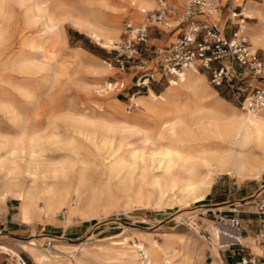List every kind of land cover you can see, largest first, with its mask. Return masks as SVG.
<instances>
[{
  "label": "rangeland",
  "instance_id": "obj_1",
  "mask_svg": "<svg viewBox=\"0 0 264 264\" xmlns=\"http://www.w3.org/2000/svg\"><path fill=\"white\" fill-rule=\"evenodd\" d=\"M167 1L173 11L169 20L175 25L187 0ZM248 1L231 0L228 7L241 13L233 21L244 18L249 40L254 48L264 52V46L257 47L252 40L260 28L259 17L245 18L242 14ZM252 1L264 11V0ZM154 2L148 11L159 8L158 1ZM45 3L0 0V217L8 210L18 215L22 209L24 222L36 223L45 218L35 206L9 193L11 183L27 188L36 178L34 184L42 188L54 186L66 197L63 209L49 215L51 218L60 220L64 226H87L74 240L65 236L58 238L61 243L49 241L48 250L43 249L44 240H38L37 248L45 253H53L56 244L65 252L77 246H118L123 241L133 245L138 238L131 236L132 230L179 233L181 236L173 237L175 245L181 251H190L195 259L206 249L215 250L218 245L213 229L220 220L207 209L228 206V202L215 203L231 200L244 185L264 183V174L241 178L234 171L231 174L214 171L212 188L200 202H194L191 195L165 191L164 179L161 186L153 183L154 176L163 173L157 161H151L153 142L166 144L173 157L178 153L200 155L208 143L201 138L197 125L191 124L192 119L188 121L192 134L186 135V128L178 127L180 140L171 138L168 131L172 116L154 117L149 123L141 121L145 112L143 100L148 99L150 92L165 94L179 81L164 73L158 54L160 48L177 39L169 42L178 30L170 31L152 23L146 12L138 13L133 0H45ZM126 22L149 24L150 40L148 45L139 46L140 53L128 63V68L121 70L113 46L125 37ZM97 32L115 38L114 43L101 42L95 37ZM195 73L205 82L210 99L220 101L237 114L245 113L227 89L214 87L203 71ZM150 74L155 79L151 78L147 84L145 80ZM133 102L140 107L130 109ZM160 136L164 139L160 140ZM135 150L140 152L134 172L117 164ZM70 202L85 213L84 217L76 212L68 219ZM158 236L163 242L164 237ZM174 255L169 259L180 257L173 263L178 264L182 256L179 252ZM135 256L136 264H142L139 255ZM59 260L60 264H70L66 254Z\"/></svg>",
  "mask_w": 264,
  "mask_h": 264
},
{
  "label": "bare ground",
  "instance_id": "obj_2",
  "mask_svg": "<svg viewBox=\"0 0 264 264\" xmlns=\"http://www.w3.org/2000/svg\"><path fill=\"white\" fill-rule=\"evenodd\" d=\"M133 1V5L136 6L138 13L146 12L148 9H152L155 5L154 0ZM47 3L50 5L49 2ZM242 14L245 18H253V16L259 17L260 28L252 35V40L255 46H264V11L258 9L257 6H248ZM246 27L247 24L245 25V28ZM97 33L99 34L95 37L101 42L108 45H112L114 43L115 38L113 39L111 36L104 37L100 35V32ZM103 38L105 41H102ZM194 71L197 72L196 70H188L182 75L177 83L167 89L165 94L163 93L162 95H158L151 91L148 99L143 100V104L145 105V112L143 116L145 119L143 117V120L141 119V121L149 123L154 117L172 116V118L168 120L167 125L171 138L180 140L178 132V127L180 126L186 128V135L192 134L190 127L191 124H194L197 125L201 138L208 140V143L205 145L206 148L201 151L200 155L194 153H178L175 157L172 156L173 151L169 149L166 144L161 143L159 140V143H152L153 157L151 161H157V167L163 170L162 174L158 172L160 175L154 176L153 183L160 185L161 181L164 179L163 183L166 187L165 191H172L173 193L178 192L182 196L191 195L193 196L194 202H200L204 200L206 193H209L212 188L214 171L226 174H231L234 171L241 178L249 176H254L255 178L264 174V115L246 112L244 114H237L230 107L220 101L210 99L205 82H203V79H201ZM190 119H192L191 124L188 122ZM142 131L147 133L146 129H143ZM159 139L162 140L164 137L160 136ZM138 152L140 151H133L129 158L124 155V157L121 158L117 164L125 168L127 166L131 172H134L139 165V162L137 161ZM83 165L84 164L82 163V166ZM140 174L141 173H139V176ZM35 182L36 178L34 180V183ZM34 183L27 188L24 187L25 185L22 186L23 184L11 183L9 193L17 196L24 203L35 206L39 212L45 214V216L59 213L65 205L64 199L66 197H64L63 192L54 186L42 188ZM66 183L67 182H65V184ZM41 202H43V205ZM76 212H79L81 217H84L85 215L84 212L77 210L70 202L68 205V211L66 212L68 219H71ZM127 228L130 230L129 226ZM131 232V236L135 235V237L141 241L139 240L138 242L134 240L133 245H130L129 242L125 241L123 244L134 248L139 255V259L140 254L137 246H141L143 248L151 264H173L174 260L169 259L172 255H170L168 248L161 245L158 240L159 234L140 230H132ZM223 234L231 237L233 240L237 238V234L226 224L220 223L219 225L214 226L213 238L218 245L215 250H218L221 243H223ZM176 236L178 237L181 235H175V237ZM99 248L100 244L89 248L82 246L81 248L73 251L70 257L75 260L76 264H89V258L102 259L101 256L97 254V250ZM176 252L178 253L177 250L175 253ZM50 257V255L46 256L48 261L50 260ZM37 259L42 261L43 254L39 253Z\"/></svg>",
  "mask_w": 264,
  "mask_h": 264
},
{
  "label": "built area",
  "instance_id": "obj_3",
  "mask_svg": "<svg viewBox=\"0 0 264 264\" xmlns=\"http://www.w3.org/2000/svg\"><path fill=\"white\" fill-rule=\"evenodd\" d=\"M157 1L159 8L146 11L147 19L180 33L175 42L158 50L164 73L180 79L188 70L203 71L214 87L229 91L241 110L264 115V52L254 48L249 40L243 26L244 18L233 21L241 13L236 12L235 8L229 9L231 33L226 34L220 26L222 0H187L175 25L169 20L173 11L169 9L168 1ZM149 28L147 23L124 24L125 37L113 46L121 70L128 68V63L140 53L139 46L148 45ZM151 78L155 79L154 75L147 76V84ZM138 107L140 104L133 102L130 109ZM255 205L257 212L264 214V196L257 197ZM218 219L220 223H226L224 215L221 214ZM228 225L238 232L239 237L234 241L240 244L241 222L238 216L229 217ZM46 246H50V243ZM137 249L142 264H151L143 248L137 246ZM235 264L256 263L251 257H242Z\"/></svg>",
  "mask_w": 264,
  "mask_h": 264
},
{
  "label": "crops",
  "instance_id": "obj_4",
  "mask_svg": "<svg viewBox=\"0 0 264 264\" xmlns=\"http://www.w3.org/2000/svg\"><path fill=\"white\" fill-rule=\"evenodd\" d=\"M230 1L231 0H222L220 13V26L225 30L226 34L231 33V26L228 23L230 19V7H228V4ZM241 1L244 3V0ZM254 2L255 1L249 0L245 9L248 6H255ZM246 24L247 23L244 24L243 21V26ZM175 35L176 36L169 39V42L176 38L178 39L180 35L179 30ZM261 196H264V183L248 184L238 189L231 200L215 203L228 202L230 203L228 206L223 208H208L207 211L211 213L210 215H214L216 218L221 214L224 215L226 223L223 224H226L231 229L233 228L228 225V218L231 216H238L241 222V243L235 242L231 237L224 234L225 236H222L223 243H221L218 250H214V248L206 249L197 259L193 258L190 251H185V249L181 251L178 249V246L175 245L177 242L174 241L173 237L181 234L168 232L151 233L163 236V242L158 238L160 244L168 248L170 255H174V252L177 250L182 256L181 261L184 262L191 261L192 264H235L242 257H251L255 260L256 264H264V214L258 213L255 205L257 197ZM234 206L236 207L234 208ZM233 209L238 212H234ZM24 215V210L19 209L18 215L12 212V210H8L6 214L0 217V264H60L59 258L63 254L68 256L70 264H76L75 260H73L70 255L73 251L81 247L77 246L74 250L65 252L62 246L56 244L53 253L51 252L48 254L41 251V248H37V241L43 239V249L48 250L49 248L46 245H48L49 241H58L61 243L62 240H58V238L63 239L65 236H69V240H74V238H77L86 231L87 226L84 224L64 226L60 220L51 218L52 216H45L44 219L36 223L35 220L24 222ZM233 231L237 234V237H239L238 232L234 229ZM37 236L43 237L37 238ZM30 237H33V239L24 242V239ZM124 242L125 241L122 242V246L100 244L97 254H99L102 259L89 258L88 263L136 264L137 262L135 260L137 257L135 254H137V252L134 251V248L123 244ZM39 253L43 254L42 261L37 259ZM47 255L51 256L49 261L46 258ZM179 258L180 257H177L173 263L179 260Z\"/></svg>",
  "mask_w": 264,
  "mask_h": 264
}]
</instances>
